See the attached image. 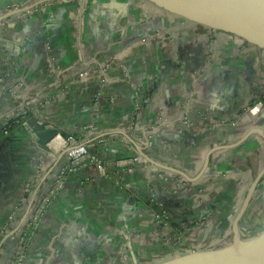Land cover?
Here are the masks:
<instances>
[{
    "label": "crops",
    "instance_id": "1",
    "mask_svg": "<svg viewBox=\"0 0 264 264\" xmlns=\"http://www.w3.org/2000/svg\"><path fill=\"white\" fill-rule=\"evenodd\" d=\"M38 1L0 0V16ZM258 98L264 49L148 0H48L0 19V127L25 110L59 135L43 149L22 125L0 132V264L44 197L24 264H157L232 245L264 168V111L246 109ZM68 135L111 173L68 171ZM236 225L264 230V171Z\"/></svg>",
    "mask_w": 264,
    "mask_h": 264
},
{
    "label": "water",
    "instance_id": "2",
    "mask_svg": "<svg viewBox=\"0 0 264 264\" xmlns=\"http://www.w3.org/2000/svg\"><path fill=\"white\" fill-rule=\"evenodd\" d=\"M48 0H40L0 16V19L22 12ZM156 6L210 28L234 34L264 49V0H148ZM36 136V144L43 149L58 134V129L45 128L37 116L27 119ZM260 171L257 179L263 173ZM250 186L245 202L233 223L234 238L230 246L190 252L157 264H264V230L249 238H242L236 222L246 206L255 183Z\"/></svg>",
    "mask_w": 264,
    "mask_h": 264
},
{
    "label": "built area",
    "instance_id": "3",
    "mask_svg": "<svg viewBox=\"0 0 264 264\" xmlns=\"http://www.w3.org/2000/svg\"><path fill=\"white\" fill-rule=\"evenodd\" d=\"M247 110H256V111H264V98H258L253 100V102L246 108ZM25 113V110L22 111V113L18 115H22ZM20 125H22L24 128H26L33 136H35L34 131L32 130L31 126L28 124L27 119H23L20 122ZM8 129L6 125H3L0 127V132L2 134H7ZM57 136H59L57 134ZM61 143L63 146H68L67 149V158L69 161V169L68 171H75L79 168H82L86 166L87 164H92L96 168L97 172L102 175L106 176L109 173V167L108 164L100 160L94 153L89 151L88 147L82 143L76 140V138L72 135H68L64 137ZM138 157H132L128 160V168L127 170L130 172L132 171V165L136 164L138 162ZM67 170H61L58 174V177L55 180L53 189L58 190L61 189L64 184V178L66 175ZM122 180L121 178H116V184H121ZM125 186H128V183L124 184ZM49 202V197H44L37 208L31 209L28 211V217L26 218V221L24 223V227L20 230V232L14 237L16 241L15 250L12 256V259L10 261V264H24V260L26 258V245L30 241L32 235L36 231V229L39 226V218L42 214L43 210L45 209L47 203ZM161 208L154 214V220L158 224H166L167 222V211L162 207V205H159Z\"/></svg>",
    "mask_w": 264,
    "mask_h": 264
},
{
    "label": "trees",
    "instance_id": "4",
    "mask_svg": "<svg viewBox=\"0 0 264 264\" xmlns=\"http://www.w3.org/2000/svg\"><path fill=\"white\" fill-rule=\"evenodd\" d=\"M32 114H30L29 112H25L24 114L22 115H17L15 116L10 122H8L6 124V127L9 128L11 126H14V125H20V122L23 120V119H28L29 117H31Z\"/></svg>",
    "mask_w": 264,
    "mask_h": 264
},
{
    "label": "rangeland",
    "instance_id": "5",
    "mask_svg": "<svg viewBox=\"0 0 264 264\" xmlns=\"http://www.w3.org/2000/svg\"><path fill=\"white\" fill-rule=\"evenodd\" d=\"M161 203H158L157 204V208H158V210L161 208L159 205H160ZM162 205V204H161ZM162 207L164 208V209H166L163 205H162ZM158 210H156L157 212H158ZM155 214V213H154ZM26 261V258H25V260H24V262Z\"/></svg>",
    "mask_w": 264,
    "mask_h": 264
}]
</instances>
